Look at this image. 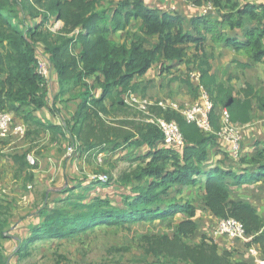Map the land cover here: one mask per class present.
<instances>
[{
	"label": "trees",
	"instance_id": "obj_1",
	"mask_svg": "<svg viewBox=\"0 0 264 264\" xmlns=\"http://www.w3.org/2000/svg\"><path fill=\"white\" fill-rule=\"evenodd\" d=\"M185 1L197 6L211 3L216 10L223 12L221 22L209 23L205 17L191 20L193 31L198 36L195 37L184 31L185 20L182 17L149 8L142 0H121L116 8L105 12L95 10L102 4L101 0H0V111L23 117L26 123H34L33 111L44 104V79L37 72L38 55L41 53L37 48L39 43L45 48L43 52L52 64L59 85L74 81L80 87L81 104L72 130L83 151L109 142L117 148L119 145L115 140L127 142L135 136L139 139L137 146L150 148L146 155L135 159L144 166L131 170L119 179L122 187H128L132 181L138 183L131 189L132 195H117L121 200L116 201L113 199L115 192H112V196L101 197L97 191L94 192L96 196L90 199L88 195L75 201L65 199L63 203L72 208H49L43 223L30 227L29 237L22 241L20 250L16 252L20 257L26 243L42 237L64 239L103 226L119 228L168 218L173 221L177 207L170 206L164 212H161V207L165 205L173 187L194 186L203 175L208 149L215 145V135H205L195 124L187 123L180 114L162 112L158 108L156 113L163 115L167 121L176 122L184 138L183 147L174 148L164 145L162 134L150 124L124 123L132 127V131H126L108 125L101 118L125 113L129 107L124 104L122 95L132 90L135 86L133 81L143 77L155 63L168 61L178 64L185 60L188 71L199 73V87L213 105L209 118L215 133L220 128V115L215 113L218 106L228 112L233 125H244L253 120V99L256 98L260 109H264V98L258 97L250 86L241 91L243 99H239L211 73L209 58L204 52L205 39L198 30L200 25L204 32L212 33L225 23L233 29H241L249 22L252 27L245 33L244 43L227 38L215 41L223 40L236 50L245 51L252 62L264 63V4L257 5L245 0ZM35 17H40V24L32 22ZM133 18L141 22L140 36L133 38L128 47L116 45L110 39V34L125 30ZM49 19L63 23L59 34L41 30ZM77 29L85 30L86 34L75 36L72 33ZM153 36H157L158 41L148 47L146 37ZM77 41L82 45L79 58L73 53ZM90 76H95L91 85L84 82ZM181 83L189 93L195 95V88L187 79H182ZM96 89L101 91L98 98L94 97ZM105 101L112 103L110 110L105 107ZM110 137L114 138L113 141L109 140ZM159 143L165 148L152 150ZM263 161L264 148L253 159H238L239 164L258 167L254 181L264 178ZM246 174L235 175L219 168L210 170L201 203L218 220L233 218L239 221L246 236L251 237L249 243L258 244L264 257L263 221L249 204L229 201L227 179L232 178L234 185H240ZM100 184H103V188L113 187L109 177ZM87 188L89 191L92 189ZM178 212L184 215V219L175 226L173 233L142 237L145 253L157 259L154 264H250L235 261L233 252L218 254L217 246L206 238L202 239L201 244L192 245L188 240L197 230L196 207L186 202ZM3 214L0 207V218ZM6 224L7 219H0V236L6 239L22 229L16 225L10 228L7 224L5 230ZM8 228L13 230L12 235ZM5 231L7 234L3 235ZM0 264H8L1 246Z\"/></svg>",
	"mask_w": 264,
	"mask_h": 264
},
{
	"label": "crops",
	"instance_id": "obj_2",
	"mask_svg": "<svg viewBox=\"0 0 264 264\" xmlns=\"http://www.w3.org/2000/svg\"><path fill=\"white\" fill-rule=\"evenodd\" d=\"M120 1L121 0H110V3L108 0H105V3L96 7L95 10L105 12L108 9H114ZM142 1L149 8L158 9L169 15L177 14L182 17L185 20L184 31L195 37L198 36L195 35L196 33L193 31L191 20L202 19V17H205L209 23H218L221 22V15L223 14V12L215 9L208 15L203 16L202 8L204 3L201 6H197L185 0ZM245 1H250L257 5L264 4V0ZM32 22L34 24H40V17H35ZM49 22L51 24L54 23L52 28L48 27L47 24ZM140 23L139 19H131L125 30L111 33L110 39L115 42L116 45H124L128 47L133 38L140 36ZM251 27V23L247 22L241 29H233L229 24L225 23L221 24L217 30L210 33L204 32L203 28L200 25L198 26V30L202 33V36L205 39L204 52L209 58L211 73L216 76L220 83L224 84L225 88L231 90L233 95L239 99H243L241 91L248 86L257 93L258 97L264 98V63H254L245 51H238L223 40H215L218 38H227L240 44L244 43L246 40L245 33ZM62 28L63 23L61 21L49 19L48 22L43 24L41 30L43 32H50L53 35H57ZM75 31L76 35L86 34L85 30L82 29ZM146 39L148 41V47L152 42L158 41L157 36L146 37ZM37 48L38 51H45L42 44L38 43ZM81 51L82 45L77 41L74 45V54L77 58L80 57ZM188 57H190V54ZM95 76L88 77L84 82L86 81L87 84L89 83V85H91ZM198 78L199 73L195 70L192 72L187 70L185 60L178 62V64L162 61V64L155 63L152 65L143 77L136 78L133 81L135 85L134 88L125 92L122 95V98L130 92L134 97L145 98L150 101H159L162 97V91L164 88L168 87L171 93H168L166 97L172 98L173 100L171 99V101L176 102L182 109L194 105L195 103L203 104V90L199 87ZM182 79H187L195 88L196 93L194 96L189 93L185 85L181 83ZM43 85L44 104L33 111L32 115L35 118L34 123H26L23 117L13 114L14 123L17 125H24L27 128L28 135L25 139L16 144L10 143L8 140H0V166H3L6 163L8 166V169L6 170L10 171V175H16L18 171L16 170L17 167H15V162L20 163L16 157L12 160V155L20 154L22 153V150L26 149H28L30 153H33L38 159V168L40 165V169L37 171V174L34 173V177H37L40 171L42 174H53L54 177H58V183L56 186H60V188L69 187L68 182L80 175L78 174V171L80 172L81 169H83V167L79 166L81 161H83L85 165L92 161L95 162V159H99L100 162L104 160L108 162L109 160L122 161L123 158H126L130 162H135V159L146 155V153L150 151V148L146 145L137 146L136 143L139 142V139L138 136H135L127 142L115 140V143L119 145L117 148H114L112 142L102 144L101 146L88 151H83L80 146L73 155L68 156L66 149L73 138H77L72 129L75 124V116L78 113L81 104L79 98L80 87L77 86L74 81L60 86L55 71L50 76L49 81L44 82ZM100 94L101 91L99 89L94 91L95 98H98ZM111 104L110 101L104 102V105L108 110L111 109ZM252 104L253 120L244 125H235L240 128L241 133V151L239 158L247 160L253 159L257 153L264 148V109H260V105L256 98L252 100ZM222 110H224V108L218 106L215 109V113L219 116ZM132 112L133 110L129 107L126 109L125 113H114L111 114V117L117 124L124 120L122 119L124 116L130 117ZM129 122L132 123L131 121ZM130 131H132V128ZM111 140L113 141L112 138ZM214 142V147H209L208 149V161L203 175L198 178V181L194 186L173 187V189L169 191L168 197L165 200V205L161 207V212L167 211L170 206L177 207L174 216V225L178 226V223L184 219V215L178 212L180 207L186 202H191L194 204L197 211L195 216L197 230L190 238V243L197 242L193 244H199L202 242L203 238H206L217 246L218 254L233 252V259L235 261L247 262L250 264H264V257L258 244H251L249 243L250 240L242 241L229 239L224 235H218L215 230L219 220L213 217L201 203V198L204 195L207 173L210 170L219 168L224 172L230 171L235 175L247 173L246 178L240 185H234L232 178L227 179L230 187L229 201L249 204L256 211L258 217L263 221L262 231L264 233V178L259 181L253 180L257 174L258 167L249 164H239L238 160H234L231 157V144L226 140L215 136ZM78 145H81V143L79 142ZM164 148L165 146L162 143H159L155 145L152 150ZM136 162L140 161L137 160ZM262 163L264 164V161ZM140 166L143 167L144 164L141 163ZM91 172L92 171L90 170V173L88 172L86 174L90 176ZM105 172L108 173L107 171ZM24 173L27 172L24 171L22 174ZM126 173H129V171L122 173L118 177V183L112 182V188H103V184H100V182L91 184L93 182L89 181H85L81 185L74 187H76V189H81L83 188L82 186L92 188L88 194L86 193L88 199L96 196L97 193L94 192L97 191H99L97 195L101 197L107 195L112 196V192H115L116 196H113V199L118 198L117 194L132 195L131 189L136 187L138 183L132 181V184L128 187H122L119 182L120 177ZM5 175H8V173ZM65 181H67V183ZM124 186L126 185L124 184ZM30 221H33L31 216L23 221L14 223L16 227H22L18 234L20 232H23L24 234L28 232L30 233V227L35 224L34 221L31 223ZM159 221L161 220L155 221L154 223Z\"/></svg>",
	"mask_w": 264,
	"mask_h": 264
},
{
	"label": "rangeland",
	"instance_id": "obj_3",
	"mask_svg": "<svg viewBox=\"0 0 264 264\" xmlns=\"http://www.w3.org/2000/svg\"><path fill=\"white\" fill-rule=\"evenodd\" d=\"M101 1L102 4L105 3V0ZM108 2H110V0H108ZM47 25L52 28L54 23L51 24L49 22ZM75 32L76 31L72 34L77 36ZM53 72L54 69L52 67L51 75ZM50 76L47 81H49ZM169 90L170 89L168 87L164 88L161 94L162 97L159 101H150L140 97H136V99L137 101H146L149 103V106L146 109L149 114L157 117H163V115L156 113V109L159 108L162 112L169 111L171 109L163 110L160 106H157L160 102L165 106L172 104L179 110L182 109L176 102L171 101L172 98L166 97L168 93H171ZM131 109L133 112L130 114V117L124 116L122 118L124 120L121 121V123L116 124L115 120L111 116H101V118L108 125L126 131H130L132 128L128 125H123L129 121H131L134 125L146 124V114L134 107H131ZM173 112L177 113L176 111ZM17 126L24 127L25 130L23 136L9 135L7 137H0V140H8L10 143L15 144L23 141L28 135L27 128L24 125L15 124L13 120L12 128ZM111 138L114 139L113 137H110L109 140H111ZM72 141L75 143L76 151L81 146L78 145L80 141L77 138H73ZM91 141L93 143L95 142L92 138ZM67 155L70 156L73 155V153L70 155L67 153ZM29 156L34 159V164L32 165L28 161ZM14 157L20 161V163L15 162V167H17L16 170L18 171L16 175L12 176V174H9L10 171L6 170L8 169L6 163L3 166H0V207L4 213L0 219H7V224H9L8 226L7 224L4 226L5 230L6 226L11 228L15 226L12 225L13 223L23 221L30 215L32 220L35 222L34 225H41L45 219L46 213L49 212V208L51 207L59 208L66 206V208L70 210L72 207L68 206L66 202L63 203L65 199L69 198L70 201H75L80 197L84 198L89 192L87 186H82L83 188L81 189H76L74 186L81 185L85 181L98 183L100 182L99 178L102 176H106L107 178L109 177L111 182L118 183V177L122 173L128 171L130 172L137 167H141L140 162H130L126 158H123L122 161L109 160V163L105 160L100 162L99 159H95V162L92 161L86 165L83 161H81L79 166L83 167V169H81L80 172L78 171V174L80 175L68 182L69 187L60 188V186H56L58 183V177H54L53 174H42L40 171V176L38 175L37 177H34V173H38L37 171L40 169V165L38 168V159L33 155V153H30L28 149L22 150V153L20 154H16L14 156L12 155V160ZM90 170L92 172L91 175L88 176L86 173H90ZM24 171L27 173L22 174ZM6 173H8V175H5ZM29 177H31L32 180H28ZM65 182L67 183V181ZM114 200L119 201L120 198L118 197ZM33 221H30V223ZM171 222H173L172 227ZM3 231L4 230H1V232ZM12 231L13 230L9 229L11 235L14 233ZM174 231V219L172 221V219L168 218L167 220H161L156 223L141 222L137 224L125 225L119 228L107 226H103L101 228L97 227L64 239H46L42 237L40 239L33 240L30 243H26V247H22L21 250L22 257H20V255L16 252L20 250V246L24 242L25 238L29 237V232L25 234L23 232L14 234L9 239L0 236V246L5 251L8 264H154L157 259L145 253L144 246L141 242L142 237L164 236L169 235ZM6 234L7 232L5 231L3 235ZM193 243L191 244L199 245L202 242L199 244Z\"/></svg>",
	"mask_w": 264,
	"mask_h": 264
},
{
	"label": "built area",
	"instance_id": "obj_4",
	"mask_svg": "<svg viewBox=\"0 0 264 264\" xmlns=\"http://www.w3.org/2000/svg\"><path fill=\"white\" fill-rule=\"evenodd\" d=\"M215 8L211 3H206L202 8V15L206 16ZM37 62V72L44 79V82L48 80L51 75L52 67L48 56L45 53H39ZM123 102L128 107H134L146 114V124H150L156 127L163 136V143L168 147L182 148L184 145V138L176 122L167 121L163 117H157L149 114L146 109L149 103L146 101H137L130 92H128L123 98ZM163 110L171 109L169 111H176L182 116V118L187 123H193L197 128L205 135L214 134L217 138L226 140L231 144V157L234 160H238L240 157V143H241V133L240 128L236 127L230 122L229 114L224 109L220 113V128L218 132H214L211 127L210 113L213 109L211 101L208 96L203 91V104L195 103L194 105L188 106L184 109L179 110L175 105H163V103H158ZM13 115L7 111H0V137H7L9 135L23 136L24 127L17 126L13 127ZM75 143L71 141V145L67 149V153L70 155L75 151ZM28 161L30 164H34L33 157L29 156ZM100 182H106L107 177L102 176L99 178ZM215 232L218 235H224L229 239L237 240H251V237L246 236L243 225L233 219H221L218 221Z\"/></svg>",
	"mask_w": 264,
	"mask_h": 264
}]
</instances>
